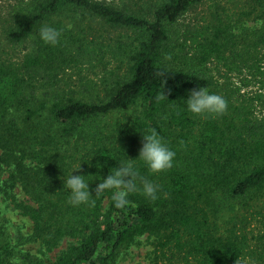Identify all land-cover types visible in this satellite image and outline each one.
<instances>
[{
  "label": "trees",
  "instance_id": "obj_1",
  "mask_svg": "<svg viewBox=\"0 0 264 264\" xmlns=\"http://www.w3.org/2000/svg\"><path fill=\"white\" fill-rule=\"evenodd\" d=\"M203 1L156 0L138 12L101 0H28L3 28L7 43L30 47L17 61L0 57L2 189L31 220L29 239L42 252L73 240L54 264H118L123 250L144 236L153 238V264L174 258L179 264H240L247 257L264 264V237L251 233L257 240L251 242L245 227L256 217L264 227V118L209 70L245 42L232 31L238 22L215 13L206 24L177 32L179 19ZM248 5L242 15L259 10L264 19V0ZM92 23L122 31L129 42H106ZM42 25L62 31L57 46L38 38ZM259 43L264 38L252 47ZM108 54L128 61L122 72H109L100 91L86 96L65 87L69 70L105 67ZM200 86L228 101L223 115L187 111L182 99ZM116 114L122 119L105 122ZM153 128L176 152L174 167L164 173L149 174L136 162L159 185V198L137 191L117 208L113 191L95 195L99 180L125 155L138 158L141 134ZM80 164L73 174L92 175L94 203L73 206L63 178ZM227 209L231 216L224 220ZM10 253L0 232V264H9Z\"/></svg>",
  "mask_w": 264,
  "mask_h": 264
},
{
  "label": "rangeland",
  "instance_id": "obj_2",
  "mask_svg": "<svg viewBox=\"0 0 264 264\" xmlns=\"http://www.w3.org/2000/svg\"><path fill=\"white\" fill-rule=\"evenodd\" d=\"M28 0H0V57L1 59H10L17 61L28 51L29 43L22 45L9 44L3 37V28L7 26V21H11L14 12L25 4ZM127 7L133 11L143 12L152 5L156 0H101ZM251 0H204L198 6L192 8L183 15L177 23V32L185 33L186 30L200 24H206L212 19L215 13L221 16L225 22H238L233 28V32L245 42H240L234 49L226 53L227 61L214 60L209 65V70L213 77L220 83H227L231 89L237 90L235 98L246 99L258 119L264 118V44L254 48L252 43L259 42L264 38V19L258 15L259 10L253 14L244 16L242 10H249L248 2ZM260 7H258L259 9ZM98 31L96 34H102L108 43H114L117 38L123 36L120 30H112L109 27H101L100 24H91ZM110 40V41H109ZM127 43L129 42L124 39ZM250 43V44H249ZM247 61L244 62L243 60ZM106 66L95 63L94 65H85L82 68L71 69L63 79L65 87H69L81 92L86 96L92 95L94 90L100 91L106 83L105 78L109 72L117 70L122 72L125 69L127 58L124 56L113 58L107 55L105 58ZM259 63V64H258ZM257 64L259 68H257ZM68 77L70 79H68ZM228 77V78H227ZM223 84V85H227ZM69 85V86H68ZM128 113H125L128 116ZM124 115V116H125ZM122 115H111L105 121L113 124L116 120H121ZM7 177V173L0 168V232L1 239L5 240L10 247L11 253L8 257L9 264H54L58 253L65 249L72 239L64 240L58 248L51 252H42L39 245L30 240L32 235V222L15 207L10 195L2 189V182ZM14 195L18 200L23 199L19 189L14 190ZM231 216V211L226 210L223 213V219L227 220ZM240 223L238 222V225ZM240 226V225H239ZM247 231L255 238L264 237V227L260 218H249L246 223ZM251 242L257 241L252 238ZM263 235V236H261ZM153 238L147 236L141 237L138 243L130 248L123 250L119 257L118 264H153ZM253 244V243H252ZM160 264H179L175 258L173 260H160ZM240 264H261L253 258L247 257Z\"/></svg>",
  "mask_w": 264,
  "mask_h": 264
},
{
  "label": "clouds",
  "instance_id": "obj_3",
  "mask_svg": "<svg viewBox=\"0 0 264 264\" xmlns=\"http://www.w3.org/2000/svg\"><path fill=\"white\" fill-rule=\"evenodd\" d=\"M62 37V31L58 28L42 25L38 30V38L46 45L57 46ZM171 90H169L170 93ZM164 97H167L163 93ZM186 104L188 112L195 116L215 118L223 115L228 109V101L221 95L211 92L207 87L200 86L192 89L187 99H182ZM142 147L139 150L138 158L126 159L121 162L106 178L99 180L94 191L99 195L105 191H113V201L117 208H123L128 203L129 194L137 191L156 201L159 185L146 179L136 162H142L149 174H159L171 170L174 167L176 152L169 147L159 135L155 128L149 133L141 134ZM125 154V153H124ZM73 169L64 180V188L69 195V203L73 206L88 205L94 203L92 190L89 187V179L92 175H74ZM97 167H100L97 165ZM139 181V187L138 182Z\"/></svg>",
  "mask_w": 264,
  "mask_h": 264
}]
</instances>
